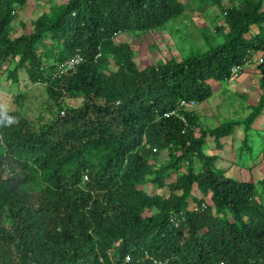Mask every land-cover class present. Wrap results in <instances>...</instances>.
Returning <instances> with one entry per match:
<instances>
[{"label":"trees","instance_id":"trees-1","mask_svg":"<svg viewBox=\"0 0 264 264\" xmlns=\"http://www.w3.org/2000/svg\"><path fill=\"white\" fill-rule=\"evenodd\" d=\"M218 1L197 0V10ZM15 4L23 0H0V71L20 55L8 77L17 82L26 62L30 83H47L55 102L62 91L83 102L64 117L37 123L9 107L17 123L0 127V264H264V205L256 201L264 178L257 187L226 178L203 153L207 136L250 130L264 109V80L247 119L201 130L198 138L169 115L179 100L205 102L209 81L226 82L233 66L264 54V0H228L219 8L222 43L144 70L114 37L160 27L181 16L186 3L68 0L49 27L40 20L36 33L10 39ZM39 44L57 48V62L76 50L84 61L51 81L53 68L36 54ZM110 54L117 69L107 76L102 68ZM17 96L16 103L25 99ZM182 115L196 128L194 116ZM163 150L170 159L154 168L150 159ZM183 164L186 172L167 197L139 189L144 183L163 188L168 172ZM196 189L210 194V205L201 208ZM190 201L198 211H186Z\"/></svg>","mask_w":264,"mask_h":264},{"label":"rangeland","instance_id":"rangeland-1","mask_svg":"<svg viewBox=\"0 0 264 264\" xmlns=\"http://www.w3.org/2000/svg\"><path fill=\"white\" fill-rule=\"evenodd\" d=\"M67 1L23 0V4H15L12 14L14 19L10 23L8 37L12 39L21 34L31 36L40 20L49 27L55 14ZM179 1L186 3L181 16L170 19L164 25L147 32L121 33L114 37V45L123 43L129 46L131 61L139 70L166 64L169 61L179 63L191 54L204 52L208 47L223 42V33L217 29L223 24L219 8L222 7L221 5L226 6L228 0H219V4L216 5L201 6L202 12L197 10V0ZM44 42L47 43V40ZM57 50V48L53 50L50 46L49 50H43L42 45L39 44L36 52L47 58L49 63L54 64ZM16 62L17 59L10 61L8 67L4 65L0 71V104H7L12 110L21 112L29 122L37 123L41 117L45 122L59 114V109L63 110L64 114L61 117H64L69 109L76 108L83 102L82 96H69L64 91L55 102L49 97L45 85L30 83L27 67L17 71V82H15L8 77L6 70L11 71ZM102 69L107 76L115 73L117 68L111 54L107 56V66ZM260 69H264V54L254 53L233 81L208 82L211 87L209 98L192 110L197 123V136H200L201 130H213L226 122L248 118L252 107L256 106L262 94L260 84L264 76ZM18 94L24 95L25 99L16 103ZM11 96L17 97L13 100ZM205 142L203 153L213 158L212 170L223 171L226 178L249 182L255 187L264 178V109L246 134L240 126L230 135L219 140L207 136ZM169 159L168 151L163 150L150 159V163L154 168H158ZM195 164L197 168L202 167L198 159ZM185 172L186 166L183 164L179 170L168 172L169 175L165 177L166 186L163 188L156 190L149 183H144L139 189L148 194L167 197L170 194L169 185L175 183L176 179ZM193 197L197 201L201 200L206 206L211 204L210 194H204L200 189L194 190ZM256 201L263 202L264 205V193L261 196L257 194Z\"/></svg>","mask_w":264,"mask_h":264},{"label":"clouds","instance_id":"clouds-1","mask_svg":"<svg viewBox=\"0 0 264 264\" xmlns=\"http://www.w3.org/2000/svg\"><path fill=\"white\" fill-rule=\"evenodd\" d=\"M37 31H36V26H35V31H34V33H36ZM34 33H32V34H34ZM31 34V35H32ZM22 35V34H21ZM25 35V34H24ZM20 36V35H19ZM19 36H17V37H19ZM16 38V37H15ZM43 45H45L44 43H43ZM42 45V47H43V50H45V48H44V46ZM47 45V44H46ZM37 47H38V45H37ZM37 50V49H36ZM36 54L37 55H39L41 58H42V60H43V65L44 66H51L53 69H52V73H51V81H55V80H59V79H61V78H66V77H68V76H70V74L71 73H73V71H75L76 70V68L78 67V66H80L82 63H83V56H82V54H81V51L80 50H76L75 52H74V54L73 55H71L70 57H68V58H66L65 60H63V61H61V62H55L54 64H52V63H49V60L47 59V58H45V57H43V56H41L40 54H38L37 52H36ZM76 54H79V56H80V58H81V62L79 63V64H77L72 70H70L68 73H65V74H62V75H58V73H57V68H58V66L59 65H61V64H63L66 60H69V59H71V58H73L74 57V55H76ZM252 55L254 54V53H251ZM256 54H262L261 52H257ZM251 55V56H252ZM100 56V54H98L97 56H96V58H98ZM15 59H17V62L14 64V66L19 62V60H20V55H15L13 58H8V60H6L4 63H2V65H1V70L3 69V66L4 65H6L7 67H8V64H9V62L10 61H13V60H15ZM250 61V59L248 60V61H246L245 63H244V65H242V66H238V67H243V66H245V65H247L248 64V62ZM14 66H13V68H14ZM7 67H6V69H7ZM25 67H27V63L25 62L24 63V67H21V68H25ZM233 67H235V66H233ZM232 67V68H233ZM12 68V69H13ZM231 68V69H232ZM242 70V69H241ZM6 72H7V74H8V70H6ZM241 72V71H240ZM240 72L237 74V76L240 74ZM236 76V77H237ZM236 77H234L233 79H235ZM233 79H231V70H230V76H229V78L227 79V81L226 82H231V81H233ZM32 84V83H31ZM47 85V83H41V82H38V83H36V84H32V85ZM181 101H184V100H179V103H178V107H177V109H175L173 112H176V113H178L180 116H182L183 118H184V121L183 120H181L176 114H174L173 112H171L169 115H173V116H176V117H178L182 122H183V124H184V126H185V128L183 129V133H185V132H187L189 129H191V130H193V133H194V137L195 138H198L199 136H197V134L196 133H198V132H196V128L195 127H190L189 126V122L187 123V121H186V118L182 115V114H184V113H187V114H189V115H191V116H194V114L192 113V110L194 109V108H196L197 106H199V103H197V102H195V101H192V100H189V101H185V102H187L188 103V106L186 107V108H180L179 107V104H180V102ZM191 102H193V104L191 103ZM204 103V102H203ZM202 104V103H201ZM9 111H10V109H9V106L7 105V104H0V127H8V126H11V125H13V124H15V123H17V118L16 117H14V116H12V115H9ZM61 113V114H60ZM173 113V114H172ZM64 114V112H63V110H61V109H59V116L61 117L62 115ZM192 126V125H191ZM206 143V142H205ZM179 194H180V191L178 192ZM194 194V193H193ZM206 207V205L205 204H203V203H201V208H205ZM198 205L196 204V203H194L193 201H190L189 202V204H188V206H187V210L186 211H193V212H195V211H198ZM179 215H181L182 217H183V214L182 213H180ZM173 220H174V222L176 223V221H177V216H175V217H173Z\"/></svg>","mask_w":264,"mask_h":264},{"label":"built area","instance_id":"built-area-1","mask_svg":"<svg viewBox=\"0 0 264 264\" xmlns=\"http://www.w3.org/2000/svg\"><path fill=\"white\" fill-rule=\"evenodd\" d=\"M81 62V58L79 54L74 55L73 58L66 60L63 64L59 65L57 68L58 75H62L65 73H68L70 70H72L77 64ZM241 67L235 66L231 69V79L237 76V74L241 71ZM193 104V102H191ZM188 106V103L185 101H181L179 104L180 108H186ZM176 114L181 120L184 121V118L180 116L178 113L173 112ZM172 113V114H173Z\"/></svg>","mask_w":264,"mask_h":264}]
</instances>
